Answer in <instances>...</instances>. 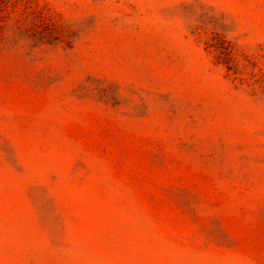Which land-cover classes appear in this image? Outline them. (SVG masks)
Masks as SVG:
<instances>
[{"label":"rangeland","instance_id":"374dc122","mask_svg":"<svg viewBox=\"0 0 264 264\" xmlns=\"http://www.w3.org/2000/svg\"><path fill=\"white\" fill-rule=\"evenodd\" d=\"M0 264H264V0H0Z\"/></svg>","mask_w":264,"mask_h":264}]
</instances>
